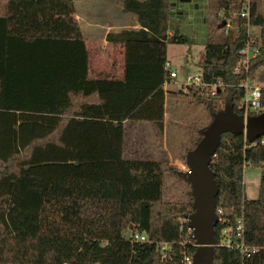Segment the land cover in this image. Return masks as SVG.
Returning a JSON list of instances; mask_svg holds the SVG:
<instances>
[{"label":"trees","instance_id":"obj_1","mask_svg":"<svg viewBox=\"0 0 264 264\" xmlns=\"http://www.w3.org/2000/svg\"><path fill=\"white\" fill-rule=\"evenodd\" d=\"M82 1L0 0V264H160L151 242L169 243L177 257L196 250L181 222L194 211L191 188L162 148L163 86L174 80L167 45H190L191 37L172 27L169 0H126L139 28L107 35L124 48L123 74L95 78L73 18ZM243 1L219 0L223 16L209 24L196 64L206 84L222 89L213 96L190 86L176 91L206 119L186 128L192 137L181 146L183 163L225 105L242 115V82L264 67L261 0H249L248 18L239 16ZM248 27L260 28L259 39ZM248 36L261 53L245 71L239 52ZM129 121L151 123L160 161L124 159ZM210 167L220 187L216 210L232 230L241 219L244 243L256 250L245 258L217 246L213 264H264V136L252 143L222 135ZM245 169L260 170L255 200L243 198ZM167 173L178 176L172 191ZM124 230L150 243L132 244ZM215 237L219 242L217 231Z\"/></svg>","mask_w":264,"mask_h":264},{"label":"rangeland","instance_id":"obj_2","mask_svg":"<svg viewBox=\"0 0 264 264\" xmlns=\"http://www.w3.org/2000/svg\"><path fill=\"white\" fill-rule=\"evenodd\" d=\"M172 13L171 25L177 26L183 35L191 37L190 45L168 44L166 60L170 64V71L177 75V83L186 84L189 75L198 73L196 64L202 59L208 26L211 22H219L216 16L222 17L219 10V0H169ZM261 11L264 16V0H261ZM178 16H183L182 19ZM231 16H234L232 13ZM251 34L259 39L260 28H250ZM254 85L264 87V67L257 71L252 80ZM169 88V87H168ZM166 88V108L164 116V143L170 166L177 171L185 172V163L180 160L182 144L187 143L192 137V132L186 130L193 123H205V113L201 107L185 105L187 97L176 94L178 88L173 91ZM172 90V89H170ZM186 91V89H184ZM157 142L151 123L129 121L125 127L123 139V157L126 160L160 161L162 149ZM259 169H245L243 172V198L255 200L259 194ZM178 181L177 175L166 174V191H172V185ZM122 236L129 239L130 230H124Z\"/></svg>","mask_w":264,"mask_h":264},{"label":"water","instance_id":"obj_3","mask_svg":"<svg viewBox=\"0 0 264 264\" xmlns=\"http://www.w3.org/2000/svg\"><path fill=\"white\" fill-rule=\"evenodd\" d=\"M224 134L243 135L247 141L255 142L264 136V112L245 120L244 116L235 113L230 105H225L213 116L196 147L186 156L187 172L182 175L190 185L193 199L194 211L186 218L196 245L193 264H213L217 247L216 206L220 187L210 164ZM129 229H132V226Z\"/></svg>","mask_w":264,"mask_h":264},{"label":"crops","instance_id":"obj_4","mask_svg":"<svg viewBox=\"0 0 264 264\" xmlns=\"http://www.w3.org/2000/svg\"><path fill=\"white\" fill-rule=\"evenodd\" d=\"M125 1L86 0L74 4L73 18L78 23L85 40L86 49L89 54L90 74L95 78L109 77L117 79L121 78L123 74L124 48L121 43L108 42L107 35H116L123 30H135L139 28L135 15L126 12ZM176 79L163 86L165 93L168 87L169 91H173L174 86H177V91L180 90V84L177 83ZM126 125L127 122H124V136Z\"/></svg>","mask_w":264,"mask_h":264},{"label":"built area","instance_id":"obj_5","mask_svg":"<svg viewBox=\"0 0 264 264\" xmlns=\"http://www.w3.org/2000/svg\"><path fill=\"white\" fill-rule=\"evenodd\" d=\"M241 18H248L249 17V0H244L241 11L239 13ZM226 27H229V22L226 23ZM248 33H250V27H248ZM250 35V34H249ZM259 45L256 41L249 36L247 40L240 50L239 54L242 57L241 67L247 71L248 62L251 59L256 58L260 54ZM166 69H170V64L167 62L165 65ZM240 68H235V73H239ZM170 77L175 79L177 75L175 72L170 71ZM186 84H180V88L184 86H190L198 88L201 91L209 92L212 96L215 93L222 89L221 84H213L209 85L204 82L202 73L198 71L195 75H189L187 77ZM244 89V98L242 100L241 110L243 111L242 115L246 120L249 117H252L251 114L258 113V115L264 112V108L262 106V88L258 86H254L252 81L246 77V79L242 82L241 85ZM187 172V169L185 170ZM216 215L218 218V222L215 228V233H218L219 242H217V246H226L230 249L237 250L241 253V255L245 258H249L250 254L255 253V249L249 250L245 243L243 237V224L242 220L236 221V227L232 230L229 227H226V220L222 217V211L216 210ZM182 223H187V219L181 221ZM131 231V236L129 240L132 244L134 243H150L148 238L137 231ZM192 229L187 226L186 235L190 236L194 242L192 235ZM155 246L156 252H158L160 256V264H193V253L188 252L187 250L181 251L179 256L177 257L176 254L172 250V246L167 242H151Z\"/></svg>","mask_w":264,"mask_h":264}]
</instances>
